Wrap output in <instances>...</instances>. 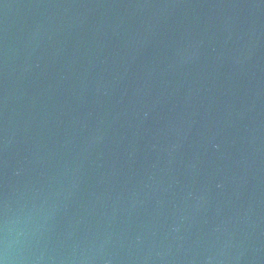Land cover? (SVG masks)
I'll list each match as a JSON object with an SVG mask.
<instances>
[{
	"label": "water",
	"instance_id": "obj_1",
	"mask_svg": "<svg viewBox=\"0 0 264 264\" xmlns=\"http://www.w3.org/2000/svg\"><path fill=\"white\" fill-rule=\"evenodd\" d=\"M4 264H264V0H0Z\"/></svg>",
	"mask_w": 264,
	"mask_h": 264
},
{
	"label": "clouds",
	"instance_id": "obj_2",
	"mask_svg": "<svg viewBox=\"0 0 264 264\" xmlns=\"http://www.w3.org/2000/svg\"><path fill=\"white\" fill-rule=\"evenodd\" d=\"M0 264H4V261L0 260Z\"/></svg>",
	"mask_w": 264,
	"mask_h": 264
}]
</instances>
